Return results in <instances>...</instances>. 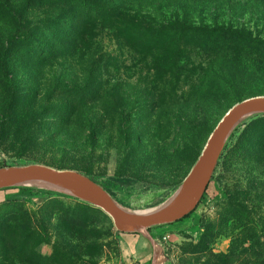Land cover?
Listing matches in <instances>:
<instances>
[{
	"label": "rangeland",
	"instance_id": "1",
	"mask_svg": "<svg viewBox=\"0 0 264 264\" xmlns=\"http://www.w3.org/2000/svg\"><path fill=\"white\" fill-rule=\"evenodd\" d=\"M258 95L264 0H0L3 167L77 170L146 210ZM151 232L170 264H264L263 114L233 131L197 208ZM147 251L74 196L0 192V264H135Z\"/></svg>",
	"mask_w": 264,
	"mask_h": 264
},
{
	"label": "water",
	"instance_id": "2",
	"mask_svg": "<svg viewBox=\"0 0 264 264\" xmlns=\"http://www.w3.org/2000/svg\"><path fill=\"white\" fill-rule=\"evenodd\" d=\"M262 114L264 95L244 99L231 107L210 134L180 187L168 199L146 210L123 207L99 182L82 172L45 164L1 167L0 190L41 187L74 196L104 210L118 231L143 235L153 249L152 264H170L169 257L151 234V229L175 223L197 208L233 131L248 118Z\"/></svg>",
	"mask_w": 264,
	"mask_h": 264
},
{
	"label": "crops",
	"instance_id": "3",
	"mask_svg": "<svg viewBox=\"0 0 264 264\" xmlns=\"http://www.w3.org/2000/svg\"><path fill=\"white\" fill-rule=\"evenodd\" d=\"M1 191H4V190H0V192H1ZM151 234H152V232H151ZM138 235H140V236L145 240V242H146V244H147V246H148V251H147V254H144V255L140 256V259L137 260V261H139L140 263H138V262L136 261L135 264H143V262H144L145 259H148V260L151 262V264H152V260H153V249H152V247H151L149 241H148L143 235H141V234H138ZM140 260H142V261H140ZM141 262H142V263H141Z\"/></svg>",
	"mask_w": 264,
	"mask_h": 264
},
{
	"label": "built area",
	"instance_id": "4",
	"mask_svg": "<svg viewBox=\"0 0 264 264\" xmlns=\"http://www.w3.org/2000/svg\"><path fill=\"white\" fill-rule=\"evenodd\" d=\"M3 167L2 162H0V168ZM119 264H126V263H119Z\"/></svg>",
	"mask_w": 264,
	"mask_h": 264
}]
</instances>
